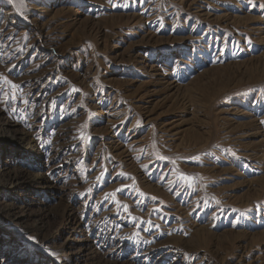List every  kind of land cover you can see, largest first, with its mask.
Listing matches in <instances>:
<instances>
[{
    "label": "rangeland",
    "instance_id": "374dc122",
    "mask_svg": "<svg viewBox=\"0 0 264 264\" xmlns=\"http://www.w3.org/2000/svg\"><path fill=\"white\" fill-rule=\"evenodd\" d=\"M0 141V264H264V0H0Z\"/></svg>",
    "mask_w": 264,
    "mask_h": 264
},
{
    "label": "bare ground",
    "instance_id": "6f19581e",
    "mask_svg": "<svg viewBox=\"0 0 264 264\" xmlns=\"http://www.w3.org/2000/svg\"><path fill=\"white\" fill-rule=\"evenodd\" d=\"M26 140V136H25V134L23 135V134H19V133H14V135H13V138L11 137V139H10V142H7V143H9V144H11L12 146H18V145H20L21 144V142L22 141H25ZM1 142V141H0ZM30 142H31V140H30ZM33 142V141H32ZM3 144V143H2ZM29 144V143H28ZM3 173H5V171L3 172ZM34 179H36L35 181H42V177H40V176H34L33 177ZM6 184H4L3 185V187L5 186ZM7 186V185H6ZM24 216V215H23ZM21 218H22V216H21ZM24 218H26L25 216H24Z\"/></svg>",
    "mask_w": 264,
    "mask_h": 264
}]
</instances>
